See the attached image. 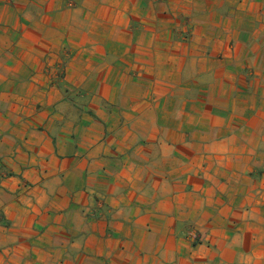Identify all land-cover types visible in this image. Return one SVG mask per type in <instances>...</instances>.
<instances>
[{
    "label": "crops",
    "instance_id": "obj_1",
    "mask_svg": "<svg viewBox=\"0 0 264 264\" xmlns=\"http://www.w3.org/2000/svg\"><path fill=\"white\" fill-rule=\"evenodd\" d=\"M0 264H264V0H0Z\"/></svg>",
    "mask_w": 264,
    "mask_h": 264
}]
</instances>
